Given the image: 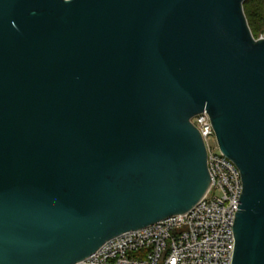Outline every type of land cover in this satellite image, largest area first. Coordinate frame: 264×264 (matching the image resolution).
<instances>
[{"label": "water", "instance_id": "obj_1", "mask_svg": "<svg viewBox=\"0 0 264 264\" xmlns=\"http://www.w3.org/2000/svg\"><path fill=\"white\" fill-rule=\"evenodd\" d=\"M247 0H0V264H77L195 207L192 119L242 175L232 264H264V37Z\"/></svg>", "mask_w": 264, "mask_h": 264}, {"label": "built area", "instance_id": "obj_2", "mask_svg": "<svg viewBox=\"0 0 264 264\" xmlns=\"http://www.w3.org/2000/svg\"><path fill=\"white\" fill-rule=\"evenodd\" d=\"M208 153L212 184L190 211L107 241L77 264H232L234 224L243 192L238 167L219 147L210 116L192 120Z\"/></svg>", "mask_w": 264, "mask_h": 264}, {"label": "trees", "instance_id": "obj_3", "mask_svg": "<svg viewBox=\"0 0 264 264\" xmlns=\"http://www.w3.org/2000/svg\"><path fill=\"white\" fill-rule=\"evenodd\" d=\"M244 12L255 39L264 32V0H247Z\"/></svg>", "mask_w": 264, "mask_h": 264}, {"label": "rangeland", "instance_id": "obj_4", "mask_svg": "<svg viewBox=\"0 0 264 264\" xmlns=\"http://www.w3.org/2000/svg\"><path fill=\"white\" fill-rule=\"evenodd\" d=\"M264 37V32L260 35V38H263Z\"/></svg>", "mask_w": 264, "mask_h": 264}]
</instances>
